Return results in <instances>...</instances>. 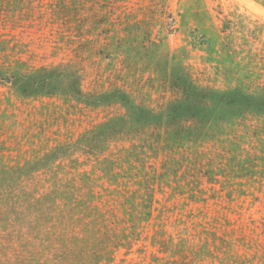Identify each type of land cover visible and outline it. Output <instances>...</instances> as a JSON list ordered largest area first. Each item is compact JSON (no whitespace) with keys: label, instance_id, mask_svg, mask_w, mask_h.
I'll return each instance as SVG.
<instances>
[{"label":"rangeland","instance_id":"obj_1","mask_svg":"<svg viewBox=\"0 0 264 264\" xmlns=\"http://www.w3.org/2000/svg\"><path fill=\"white\" fill-rule=\"evenodd\" d=\"M244 76L264 0H0V264H264V119L174 123Z\"/></svg>","mask_w":264,"mask_h":264},{"label":"trees","instance_id":"obj_2","mask_svg":"<svg viewBox=\"0 0 264 264\" xmlns=\"http://www.w3.org/2000/svg\"><path fill=\"white\" fill-rule=\"evenodd\" d=\"M222 31L225 33L226 29ZM226 34L230 35L227 31ZM228 52L233 56V52L230 49H228ZM240 52L243 53L244 49ZM184 80L182 89L186 92V100L184 99L178 104H182L185 101L191 103L195 100L196 107L193 108L190 115L184 114L182 118L175 120L176 129L179 128L181 134L187 133L192 138L198 139L205 132L211 133L215 128L214 126L218 123L222 124L225 122L227 113L232 115L226 118L228 120L229 118L240 120L254 116L264 119V82L261 80V76L256 78L244 76L238 79V84L241 87L236 86L235 88L227 89L216 88L209 84L199 85L191 78H189V81L193 82V88L189 89L186 84L188 80ZM255 90H260V92Z\"/></svg>","mask_w":264,"mask_h":264}]
</instances>
